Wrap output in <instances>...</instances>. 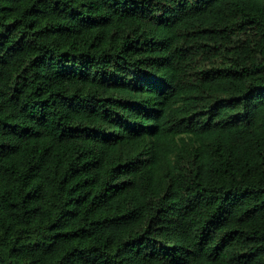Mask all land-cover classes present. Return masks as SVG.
<instances>
[{"label":"trees","instance_id":"1","mask_svg":"<svg viewBox=\"0 0 264 264\" xmlns=\"http://www.w3.org/2000/svg\"><path fill=\"white\" fill-rule=\"evenodd\" d=\"M0 264H264V0H0Z\"/></svg>","mask_w":264,"mask_h":264}]
</instances>
